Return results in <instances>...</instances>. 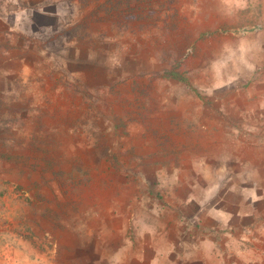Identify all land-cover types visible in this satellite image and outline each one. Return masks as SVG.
Instances as JSON below:
<instances>
[{"label": "crops", "instance_id": "1", "mask_svg": "<svg viewBox=\"0 0 264 264\" xmlns=\"http://www.w3.org/2000/svg\"><path fill=\"white\" fill-rule=\"evenodd\" d=\"M67 1L77 21L82 0H0V264H264V0L206 5L210 21L232 22L234 15L239 24L234 45L246 59L236 70L246 91L225 96L226 110L185 114L179 104L186 120L167 136L158 132L163 156L133 163L135 183L126 178L117 191L111 181L108 196L92 192L87 207L73 197L70 221L82 235L76 245L59 241L65 258H51L46 243L41 258L34 247L22 252L28 244L19 232L18 137L46 99L38 80L55 64L66 68L73 56L80 59L77 44L66 40L73 33L63 25ZM75 246L82 258H66Z\"/></svg>", "mask_w": 264, "mask_h": 264}, {"label": "rangeland", "instance_id": "2", "mask_svg": "<svg viewBox=\"0 0 264 264\" xmlns=\"http://www.w3.org/2000/svg\"><path fill=\"white\" fill-rule=\"evenodd\" d=\"M207 2L82 0L77 21L72 2L63 5V25L73 32L66 40L77 44L80 59L73 56L66 68L55 64L38 80L46 99L36 103V119L25 120L28 131L19 133L24 254L34 247L41 258L46 243L51 258H65L59 241L76 245L82 235L70 221L77 209L73 197H83L87 207L91 193L107 197L113 181L117 191L124 190L126 178L137 180L131 179L133 163L146 154L163 156L161 129L167 136L185 114L226 110L225 96L246 91L236 70L246 59L234 45L239 24L234 15L232 22L210 21ZM229 106L236 109L234 99ZM70 249L66 258H82V247Z\"/></svg>", "mask_w": 264, "mask_h": 264}]
</instances>
